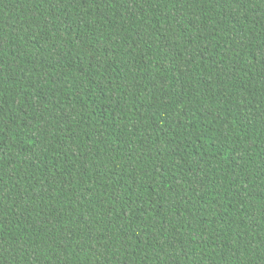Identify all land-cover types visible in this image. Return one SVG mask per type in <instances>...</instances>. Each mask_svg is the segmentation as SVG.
<instances>
[{"label": "trees", "instance_id": "trees-1", "mask_svg": "<svg viewBox=\"0 0 264 264\" xmlns=\"http://www.w3.org/2000/svg\"><path fill=\"white\" fill-rule=\"evenodd\" d=\"M0 264H264V0H0Z\"/></svg>", "mask_w": 264, "mask_h": 264}]
</instances>
